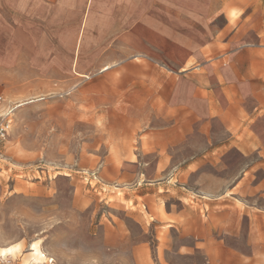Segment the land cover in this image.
I'll return each mask as SVG.
<instances>
[{
    "label": "rangeland",
    "instance_id": "1",
    "mask_svg": "<svg viewBox=\"0 0 264 264\" xmlns=\"http://www.w3.org/2000/svg\"><path fill=\"white\" fill-rule=\"evenodd\" d=\"M234 3L185 71L3 94L0 264H264V0Z\"/></svg>",
    "mask_w": 264,
    "mask_h": 264
},
{
    "label": "crops",
    "instance_id": "2",
    "mask_svg": "<svg viewBox=\"0 0 264 264\" xmlns=\"http://www.w3.org/2000/svg\"><path fill=\"white\" fill-rule=\"evenodd\" d=\"M235 1L0 0V96L68 86L72 74L138 57L185 71L219 37L216 19Z\"/></svg>",
    "mask_w": 264,
    "mask_h": 264
},
{
    "label": "built area",
    "instance_id": "3",
    "mask_svg": "<svg viewBox=\"0 0 264 264\" xmlns=\"http://www.w3.org/2000/svg\"><path fill=\"white\" fill-rule=\"evenodd\" d=\"M3 102V98L0 96V104ZM11 123V117L8 111L0 113V140L4 139L8 128ZM3 264H11L9 259H5ZM29 264H53V259L50 257H45L42 262H31Z\"/></svg>",
    "mask_w": 264,
    "mask_h": 264
},
{
    "label": "bare ground",
    "instance_id": "4",
    "mask_svg": "<svg viewBox=\"0 0 264 264\" xmlns=\"http://www.w3.org/2000/svg\"><path fill=\"white\" fill-rule=\"evenodd\" d=\"M14 246L0 247V255L5 253H12L14 251ZM30 259L35 262H42L46 257L43 253L40 244L37 241H34L30 244L29 248Z\"/></svg>",
    "mask_w": 264,
    "mask_h": 264
}]
</instances>
